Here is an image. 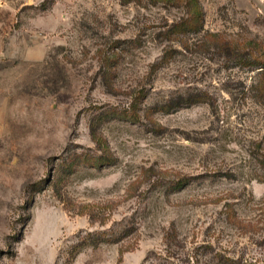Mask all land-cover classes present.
Instances as JSON below:
<instances>
[{
  "label": "rangeland",
  "instance_id": "obj_1",
  "mask_svg": "<svg viewBox=\"0 0 264 264\" xmlns=\"http://www.w3.org/2000/svg\"><path fill=\"white\" fill-rule=\"evenodd\" d=\"M0 264H264V0H0Z\"/></svg>",
  "mask_w": 264,
  "mask_h": 264
},
{
  "label": "trees",
  "instance_id": "obj_2",
  "mask_svg": "<svg viewBox=\"0 0 264 264\" xmlns=\"http://www.w3.org/2000/svg\"><path fill=\"white\" fill-rule=\"evenodd\" d=\"M195 3H197V0H193ZM73 155V154H72ZM76 157V156H75ZM100 159V158H99ZM64 166H66V164L64 165ZM72 166V164L70 163V166L69 167H71Z\"/></svg>",
  "mask_w": 264,
  "mask_h": 264
}]
</instances>
